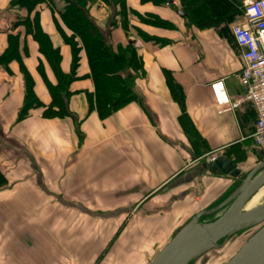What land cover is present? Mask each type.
Wrapping results in <instances>:
<instances>
[{"label":"crops","instance_id":"obj_1","mask_svg":"<svg viewBox=\"0 0 264 264\" xmlns=\"http://www.w3.org/2000/svg\"><path fill=\"white\" fill-rule=\"evenodd\" d=\"M116 1L86 0L87 16L113 51L135 49L136 101L99 117L81 50L68 115L46 119L38 109L18 120L27 77L44 108L45 83H57L27 21L37 16L67 75L71 51L55 24L70 33L57 14L61 0L30 13L0 0V57L8 55L0 63V264H150L185 221L229 191L230 177L207 171L209 155L234 164L246 155L252 167L261 160L251 104L220 113L211 88L220 83L231 103L245 95L230 28L243 24L248 0L211 14L205 28L187 24L178 0H123V16Z\"/></svg>","mask_w":264,"mask_h":264},{"label":"trees","instance_id":"obj_2","mask_svg":"<svg viewBox=\"0 0 264 264\" xmlns=\"http://www.w3.org/2000/svg\"><path fill=\"white\" fill-rule=\"evenodd\" d=\"M61 1L64 2V5L57 11V14L59 20L70 35L66 36L56 24L55 26L63 42L70 47L72 56L71 71L68 75L60 71V56L58 50L53 48L48 36L41 31L37 16L34 17L32 23H28L27 21L28 26H30V31L33 30V38L38 44L39 52L47 59L57 83L53 86L45 81L51 97V104L49 107L44 108L35 98L31 81L27 77L24 102L19 111L18 120L28 117L33 111L38 109L43 110L42 118L46 119L55 117L64 118L68 115L66 109V101L70 94L68 92V86L75 79V71L79 60L78 55L81 50L85 53L89 67V76L94 85V94L89 97V102L95 108L99 117H107L112 112L136 101V97L132 91L134 77L130 76V74L137 70H141V62L135 49H133L132 46H127L113 51L88 19L86 0ZM141 1L151 2L155 5H163L167 2V0ZM178 1L182 6V13L187 24L197 28H205L211 25V14H213L214 17L222 15L230 9L236 0ZM45 2L50 3L51 0H13L12 6L26 9V11L30 13L37 5ZM116 2L120 8L119 15L123 16L125 13L124 1L118 0ZM145 22L155 26L164 24L152 17ZM16 41L17 37L15 36L11 39V45L9 44L7 49H14L17 44ZM4 59H8V55H2L0 57V63ZM181 98V95L175 96V99H177L179 103L182 102ZM243 159H246V155H241L236 161H242ZM260 161L256 160L255 165Z\"/></svg>","mask_w":264,"mask_h":264},{"label":"water","instance_id":"obj_3","mask_svg":"<svg viewBox=\"0 0 264 264\" xmlns=\"http://www.w3.org/2000/svg\"><path fill=\"white\" fill-rule=\"evenodd\" d=\"M205 164L211 175L228 176L238 184L223 199L193 214L150 264H193L220 252L224 242L242 234L244 243L221 264H264V200L246 209L264 188V159L247 172L222 155L213 161L206 159Z\"/></svg>","mask_w":264,"mask_h":264},{"label":"built area","instance_id":"obj_4","mask_svg":"<svg viewBox=\"0 0 264 264\" xmlns=\"http://www.w3.org/2000/svg\"><path fill=\"white\" fill-rule=\"evenodd\" d=\"M230 32L240 51L242 68L238 77L245 95L231 103L222 93L220 83L211 88L220 113L231 112L244 102L251 104L255 122L250 140L255 150L264 153V0L246 1L243 24L231 26ZM217 156L216 152L207 158L213 161Z\"/></svg>","mask_w":264,"mask_h":264},{"label":"rangeland","instance_id":"obj_5","mask_svg":"<svg viewBox=\"0 0 264 264\" xmlns=\"http://www.w3.org/2000/svg\"><path fill=\"white\" fill-rule=\"evenodd\" d=\"M251 163L249 162L247 159H243L242 161H236V167L240 170H242L243 172H247L249 170V168H251ZM228 185H230L229 191L227 194L231 193L234 190V187H236V185L238 184L237 180H233L232 178H230V182ZM264 200V188H262L246 205V209H249L251 207L257 206L260 202H262ZM187 221H185L184 223H186ZM183 223V224H184ZM182 224V225H183ZM245 237L244 235H239L236 236L232 239H228L226 242H224L221 245V249L220 252L217 251L216 253H219L216 255V253L214 255H207L204 256L203 258L197 260L195 263L193 264H221L223 262H225L233 253H235V251H237V249L244 243L245 241Z\"/></svg>","mask_w":264,"mask_h":264},{"label":"flooded vegetation","instance_id":"obj_6","mask_svg":"<svg viewBox=\"0 0 264 264\" xmlns=\"http://www.w3.org/2000/svg\"><path fill=\"white\" fill-rule=\"evenodd\" d=\"M261 153V152H260ZM261 158L264 159V155L261 153ZM236 165V164H235Z\"/></svg>","mask_w":264,"mask_h":264},{"label":"bare ground","instance_id":"obj_7","mask_svg":"<svg viewBox=\"0 0 264 264\" xmlns=\"http://www.w3.org/2000/svg\"><path fill=\"white\" fill-rule=\"evenodd\" d=\"M253 197H254V196H253ZM253 197H252V198H253ZM252 198H251V199H252ZM251 199H250V200H251ZM250 200H249V201H250ZM247 204H248V203H247Z\"/></svg>","mask_w":264,"mask_h":264}]
</instances>
